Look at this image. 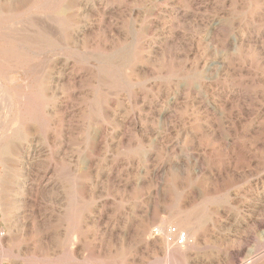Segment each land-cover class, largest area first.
Instances as JSON below:
<instances>
[{"label": "rangeland", "instance_id": "obj_1", "mask_svg": "<svg viewBox=\"0 0 264 264\" xmlns=\"http://www.w3.org/2000/svg\"><path fill=\"white\" fill-rule=\"evenodd\" d=\"M0 163V264H264V0H0Z\"/></svg>", "mask_w": 264, "mask_h": 264}, {"label": "bare ground", "instance_id": "obj_2", "mask_svg": "<svg viewBox=\"0 0 264 264\" xmlns=\"http://www.w3.org/2000/svg\"><path fill=\"white\" fill-rule=\"evenodd\" d=\"M260 43V42H259ZM255 45V44H254ZM44 97V96H43ZM129 127V126H128ZM36 157V156H35ZM5 160V159H4ZM3 161V160H2ZM1 164V163H0ZM4 167V166H3ZM2 179V178H1ZM2 181V180H1ZM1 191V190H0ZM181 219V218H180ZM183 220V219H182ZM263 223H260V225H262ZM157 230V229H156ZM145 231V230H144ZM169 231V233H167V231L166 230H164V229H158L156 232H157V235H158V237H161V238H163L167 243H171V244H175V245H177V246H179L180 244H182V243H180L179 241H180V238L182 237V235L183 234H181L182 232H180L179 230H177V229H175V230H173V231H175V232H173L172 231V229H169L168 230ZM169 236L170 237H172L171 238V241L173 240V239H175V241L174 242H171V241H169ZM184 237H185V240H184V242L185 243H183V244H188V237H187V235L186 234H184ZM1 238V237H0ZM181 246V245H180Z\"/></svg>", "mask_w": 264, "mask_h": 264}, {"label": "built area", "instance_id": "obj_3", "mask_svg": "<svg viewBox=\"0 0 264 264\" xmlns=\"http://www.w3.org/2000/svg\"><path fill=\"white\" fill-rule=\"evenodd\" d=\"M173 232H175V231H173ZM180 240H182V242H181V243H185V242H184V240H185V237H184V235H182V237L180 238Z\"/></svg>", "mask_w": 264, "mask_h": 264}]
</instances>
